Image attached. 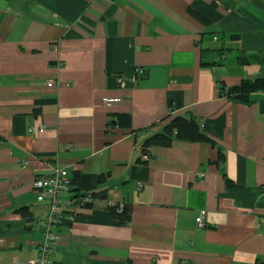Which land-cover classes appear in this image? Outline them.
Returning a JSON list of instances; mask_svg holds the SVG:
<instances>
[{
	"label": "crops",
	"instance_id": "1",
	"mask_svg": "<svg viewBox=\"0 0 264 264\" xmlns=\"http://www.w3.org/2000/svg\"><path fill=\"white\" fill-rule=\"evenodd\" d=\"M259 79L264 0H0V264L38 257L53 167L65 198L107 191L58 228L53 264H264V92L232 93ZM177 116L215 145L144 147Z\"/></svg>",
	"mask_w": 264,
	"mask_h": 264
},
{
	"label": "built area",
	"instance_id": "2",
	"mask_svg": "<svg viewBox=\"0 0 264 264\" xmlns=\"http://www.w3.org/2000/svg\"><path fill=\"white\" fill-rule=\"evenodd\" d=\"M138 73H142L139 70ZM44 125L31 127L29 133L35 135L44 131ZM26 165L27 162H22ZM204 176L199 174V177ZM73 181L68 175L66 169L62 167H53L48 175L37 177L33 182V188L37 192L39 202H47L48 216L44 225V238L38 248V257L30 259L25 263L17 262L16 264H53L51 256L56 252L58 246L63 240L62 235L58 232V228L63 226L68 220H73V215L87 207L92 203L90 194L70 196L65 198L66 195H71ZM204 214L197 218V228L199 230L206 227L204 221Z\"/></svg>",
	"mask_w": 264,
	"mask_h": 264
},
{
	"label": "trees",
	"instance_id": "3",
	"mask_svg": "<svg viewBox=\"0 0 264 264\" xmlns=\"http://www.w3.org/2000/svg\"><path fill=\"white\" fill-rule=\"evenodd\" d=\"M212 8H214L213 5H211V8H209L198 4L193 5L190 8V12L206 23L214 22L219 19V15H214ZM257 92H264V79L244 81L240 87L232 90V93L236 99L242 101H246L250 94ZM176 140L185 142L203 141L215 145L214 141L204 133L200 123L195 118L177 116L167 119L165 121L163 131L148 138L144 142V147L171 146ZM75 196L78 197L79 195ZM91 197L93 201L105 200L107 198V191L92 193ZM88 206H91V203L88 204L87 207ZM108 210L111 212L113 219L124 224H127L131 219V205L112 204L108 207ZM21 212L23 216L28 217L26 211L21 210Z\"/></svg>",
	"mask_w": 264,
	"mask_h": 264
}]
</instances>
